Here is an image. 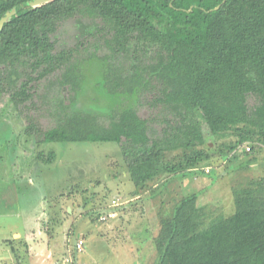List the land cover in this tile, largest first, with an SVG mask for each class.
Here are the masks:
<instances>
[{
  "label": "trees",
  "instance_id": "obj_1",
  "mask_svg": "<svg viewBox=\"0 0 264 264\" xmlns=\"http://www.w3.org/2000/svg\"><path fill=\"white\" fill-rule=\"evenodd\" d=\"M29 1L0 0V20L17 8L0 32V105L25 106L41 89L67 88L69 97L59 99L52 127L42 130L31 121L26 133L37 131L44 143H117L134 194L157 179L166 188L173 175L198 173L197 165L212 160L216 150L226 158L246 144L252 143L253 153L264 146V0L25 6ZM68 20L76 23L78 42L58 49L56 34ZM90 42L106 49L103 61H90L96 50L90 51ZM86 61L100 62L99 85L118 99L107 120L71 107ZM137 104L151 110L147 117ZM204 125L218 147L207 141ZM178 151V158H167ZM54 158L52 152L47 160ZM234 196L235 212L209 222L198 193L181 197L160 218L156 264H264V177L237 187ZM16 242L22 238L9 239V246L19 254Z\"/></svg>",
  "mask_w": 264,
  "mask_h": 264
},
{
  "label": "rangeland",
  "instance_id": "obj_2",
  "mask_svg": "<svg viewBox=\"0 0 264 264\" xmlns=\"http://www.w3.org/2000/svg\"><path fill=\"white\" fill-rule=\"evenodd\" d=\"M78 34L74 20L64 21L55 37L57 48L75 45ZM91 42L86 45L90 51L96 50L88 58L103 61L106 49H98ZM87 61L76 105L71 107L107 120L118 99L99 85L100 62ZM68 97L67 88L62 93L59 88L41 89L25 106H0V264L50 262L52 256L75 251L83 234L84 249L76 254L75 264H156L153 244L160 218L168 216L181 197L198 193L209 222L235 212L234 189L264 177V146L246 154L244 149L252 146L250 143L226 158L216 150L212 160L197 165L198 173L173 175L166 188L158 186L162 178L134 194L117 143H44L37 131L26 133L31 121L42 130L52 127L59 99L67 102ZM136 106L143 117L151 111L141 104ZM204 132L209 144L218 147L219 141L206 125ZM52 152L55 158L48 161ZM181 154L171 152L167 158ZM114 199H119L121 205L111 208ZM105 210L116 211L118 216L102 221L101 212ZM11 238H22L21 243L16 242L19 254L12 252Z\"/></svg>",
  "mask_w": 264,
  "mask_h": 264
},
{
  "label": "built area",
  "instance_id": "obj_3",
  "mask_svg": "<svg viewBox=\"0 0 264 264\" xmlns=\"http://www.w3.org/2000/svg\"><path fill=\"white\" fill-rule=\"evenodd\" d=\"M247 150L250 151L251 147L248 146ZM207 171H210V168L207 169ZM121 202L119 201V199H114L111 202V208H115L117 206H120ZM118 216V213L116 211H111V210H105L101 212V220L105 221V220H109L111 218H115ZM84 249V236L81 237L76 245H75V250L77 253L82 252ZM59 264H75V259H74V255H72V251H70L68 254L63 255V257L61 258Z\"/></svg>",
  "mask_w": 264,
  "mask_h": 264
},
{
  "label": "water",
  "instance_id": "obj_4",
  "mask_svg": "<svg viewBox=\"0 0 264 264\" xmlns=\"http://www.w3.org/2000/svg\"><path fill=\"white\" fill-rule=\"evenodd\" d=\"M51 0H31L25 4V6H38L43 3H47ZM218 8V7H217ZM17 12V8H12L7 11L0 20V32L2 31L4 24L11 19V17Z\"/></svg>",
  "mask_w": 264,
  "mask_h": 264
},
{
  "label": "crops",
  "instance_id": "obj_5",
  "mask_svg": "<svg viewBox=\"0 0 264 264\" xmlns=\"http://www.w3.org/2000/svg\"><path fill=\"white\" fill-rule=\"evenodd\" d=\"M82 236H85V234H83ZM52 253H53V252H52ZM51 256H52V255H51ZM55 258H56V257H54L53 259L50 258L51 261H50V262L45 261L44 264H54V263L56 262ZM57 260H58V259H57ZM77 264H78V261H77Z\"/></svg>",
  "mask_w": 264,
  "mask_h": 264
},
{
  "label": "flooded vegetation",
  "instance_id": "obj_6",
  "mask_svg": "<svg viewBox=\"0 0 264 264\" xmlns=\"http://www.w3.org/2000/svg\"><path fill=\"white\" fill-rule=\"evenodd\" d=\"M1 106V105H0ZM12 106H10L9 108H11ZM3 127V126H2Z\"/></svg>",
  "mask_w": 264,
  "mask_h": 264
}]
</instances>
